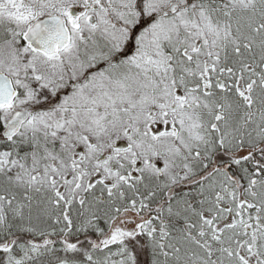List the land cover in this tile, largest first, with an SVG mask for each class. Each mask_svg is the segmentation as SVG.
<instances>
[{
  "label": "snow or ice",
  "instance_id": "snow-or-ice-1",
  "mask_svg": "<svg viewBox=\"0 0 264 264\" xmlns=\"http://www.w3.org/2000/svg\"><path fill=\"white\" fill-rule=\"evenodd\" d=\"M0 264H264V0H0Z\"/></svg>",
  "mask_w": 264,
  "mask_h": 264
}]
</instances>
